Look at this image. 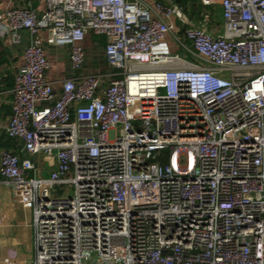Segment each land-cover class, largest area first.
Listing matches in <instances>:
<instances>
[{
	"label": "built area",
	"instance_id": "built-area-1",
	"mask_svg": "<svg viewBox=\"0 0 264 264\" xmlns=\"http://www.w3.org/2000/svg\"><path fill=\"white\" fill-rule=\"evenodd\" d=\"M23 1L0 14L24 57L0 176L34 256L0 245V264H264V0Z\"/></svg>",
	"mask_w": 264,
	"mask_h": 264
},
{
	"label": "crops",
	"instance_id": "crops-1",
	"mask_svg": "<svg viewBox=\"0 0 264 264\" xmlns=\"http://www.w3.org/2000/svg\"><path fill=\"white\" fill-rule=\"evenodd\" d=\"M28 6L43 12L46 10V0H27ZM11 5V0H0V14H3ZM221 8V7H220ZM43 35H47L43 33ZM28 33H25V41L29 39ZM105 42L106 38L89 37L85 42L88 50V59L90 60L93 48L97 46V42ZM102 48L104 45L99 44ZM98 45V46H99ZM49 59L51 60V67L48 71V77L51 80H59L68 77L71 74L68 51L65 48H56L47 45ZM92 59V57H91ZM94 61H97L94 59ZM24 63L23 46L15 45L9 37L0 36V151L16 147L15 141L11 140L6 135V126L12 116V89L15 84V77L19 68ZM88 68L104 69L105 60L103 64L100 62L88 61ZM59 88V86H58ZM4 217L6 224L0 227V245H12L17 248H26L30 250L28 244L25 243L22 235L25 229L19 225V222L28 219L29 217L24 212L23 208L18 206L13 200L12 190L0 176V219ZM28 217V218H27ZM29 230V229H28ZM32 236V232L29 231Z\"/></svg>",
	"mask_w": 264,
	"mask_h": 264
},
{
	"label": "rangeland",
	"instance_id": "rangeland-1",
	"mask_svg": "<svg viewBox=\"0 0 264 264\" xmlns=\"http://www.w3.org/2000/svg\"><path fill=\"white\" fill-rule=\"evenodd\" d=\"M165 1H169V0H165ZM199 2L201 3L202 1L199 0ZM216 6H214V22L218 23L219 25L223 24V11L221 10L219 4H215ZM185 12L191 16L192 13V7L189 8L188 11L185 10ZM192 16H195V14L193 13ZM93 52L91 53L90 56V60H87V62L89 61V63L92 62H100V64L104 63V49L99 45H97L95 48H93ZM175 51L179 52L180 54H183V50L181 48H176ZM92 57V59H91ZM94 59H96L97 61H94ZM72 189V188H71ZM23 239L25 240V243L28 244V246L30 247V252L32 250V247L34 245V240H33V236H31V233L29 232L28 229H25V233L23 232L22 235ZM31 256L33 257V253L31 252Z\"/></svg>",
	"mask_w": 264,
	"mask_h": 264
},
{
	"label": "trees",
	"instance_id": "trees-1",
	"mask_svg": "<svg viewBox=\"0 0 264 264\" xmlns=\"http://www.w3.org/2000/svg\"><path fill=\"white\" fill-rule=\"evenodd\" d=\"M181 5L186 11H188L189 8L192 7L191 16L193 15V13L196 14L201 9V4L199 0H182Z\"/></svg>",
	"mask_w": 264,
	"mask_h": 264
},
{
	"label": "water",
	"instance_id": "water-1",
	"mask_svg": "<svg viewBox=\"0 0 264 264\" xmlns=\"http://www.w3.org/2000/svg\"><path fill=\"white\" fill-rule=\"evenodd\" d=\"M176 3H181L182 0H174Z\"/></svg>",
	"mask_w": 264,
	"mask_h": 264
}]
</instances>
